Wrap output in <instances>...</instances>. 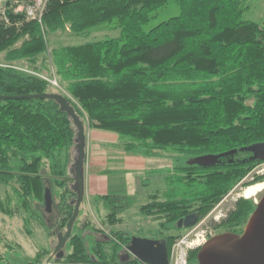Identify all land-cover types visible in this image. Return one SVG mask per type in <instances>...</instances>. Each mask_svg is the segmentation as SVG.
<instances>
[{
  "label": "trees",
  "instance_id": "trees-1",
  "mask_svg": "<svg viewBox=\"0 0 264 264\" xmlns=\"http://www.w3.org/2000/svg\"><path fill=\"white\" fill-rule=\"evenodd\" d=\"M167 2L49 0L42 25L8 15L9 24H0V96L60 95L84 128L115 135L126 154L168 162L150 169L162 177L164 199L150 196L138 213L157 223L153 234L166 236L169 255L184 232L179 221L190 213L201 219L238 184L263 179L244 183L264 162L249 161L246 151L264 143V23L242 19L245 0H175L180 15L144 33L151 14ZM113 22L119 38L48 46L52 35L84 36ZM42 76L54 78L60 90ZM231 152L221 157L232 158L231 164H190ZM76 158L77 129L56 101L0 100V214L21 217L27 233L35 226L58 240L77 198ZM245 203L230 214L238 224L255 210ZM115 215L105 217L110 226L121 222ZM126 236L103 233L79 210L63 257L53 261L145 264L120 260ZM197 252L189 254V263L196 264ZM51 254L40 248L21 259L0 236V264H44Z\"/></svg>",
  "mask_w": 264,
  "mask_h": 264
},
{
  "label": "rangeland",
  "instance_id": "rangeland-1",
  "mask_svg": "<svg viewBox=\"0 0 264 264\" xmlns=\"http://www.w3.org/2000/svg\"><path fill=\"white\" fill-rule=\"evenodd\" d=\"M245 5L247 6V10L243 13V20L257 24L264 23V0H245ZM179 15L180 8L175 0H168L165 7L151 14L150 21L142 27V31L147 33L159 24ZM120 35V29H118L115 22H113L111 24L95 27L84 36L71 37L67 35H52L49 37L48 46L52 49L60 46L82 45L88 42L119 38ZM0 64H4L2 56H0ZM54 89L60 90L59 85L58 87H54ZM88 130L86 126L85 132ZM74 155L76 154L74 153ZM168 165V162L164 160H150L147 173H139L136 178H133L132 175V178L129 177V180L124 179L125 177H117L115 173H110V183L112 184V190L109 194L111 196L110 199L108 201L96 199L90 201L89 206H85V203L82 202L80 205L81 215L87 214L96 228L106 234L114 231H123L125 234L136 236L141 239H157L153 234L157 228V223L140 215L138 213V208L140 205L147 203L149 197L152 195H159L161 199H164V184L162 177L158 173L150 172V169L156 167L163 168ZM121 178L122 182L119 183ZM256 179L261 180L257 183H253L254 185L264 184V162L258 164L255 169L249 173L244 183L253 182ZM253 184L248 185L247 188L253 186ZM2 192L3 189L0 190V196H2ZM242 192L243 188L240 186L231 191L230 194L217 205L211 217L207 222L205 221L206 224L210 221L214 222V217L225 215L228 210H231L234 200H236L237 196L242 194ZM258 201L259 200L256 202L258 203ZM51 212L52 206L48 214L50 215ZM112 212L116 213L115 217L120 219L121 222L110 226L106 222L105 217ZM83 219L84 217L80 218V220ZM31 230V233L26 232L21 217H7L0 214V236L3 237L4 242L16 246V251L20 254L21 259L27 260L34 256L40 248H43L52 251V254L46 257L45 262L49 261L54 263L53 260L56 258L54 249L58 244L57 238H51L44 229L39 227L33 226ZM184 234L185 232H182L181 235ZM1 251L6 252L7 248H2ZM194 251L196 250L192 252Z\"/></svg>",
  "mask_w": 264,
  "mask_h": 264
},
{
  "label": "water",
  "instance_id": "water-1",
  "mask_svg": "<svg viewBox=\"0 0 264 264\" xmlns=\"http://www.w3.org/2000/svg\"><path fill=\"white\" fill-rule=\"evenodd\" d=\"M3 99H48L60 105V109L71 117L77 129V158L75 165L74 181L76 184L77 198L73 213L66 225L64 234L58 236V244L54 249L57 259L63 256L62 248L69 240L73 224L75 223L80 205L83 200V166L85 161L86 135L82 121L75 115L62 96L57 94H41L19 97H1ZM251 153L249 161H264V143L246 149ZM235 152L224 155H206L193 159L190 164L202 168H211L220 164L222 156L233 155ZM52 201L49 191L45 192V209L51 211ZM194 224V216H187L178 224L179 228L187 229ZM129 251L145 264H168V254L165 240H149L133 237ZM196 264H264V195L256 205L255 210L248 219L241 235L223 233L210 238L196 255Z\"/></svg>",
  "mask_w": 264,
  "mask_h": 264
},
{
  "label": "crops",
  "instance_id": "crops-1",
  "mask_svg": "<svg viewBox=\"0 0 264 264\" xmlns=\"http://www.w3.org/2000/svg\"><path fill=\"white\" fill-rule=\"evenodd\" d=\"M85 135L82 200L85 206H89V202L96 199L108 201L105 198L110 196L112 190L110 173L129 180L132 175L136 178L139 173L148 170L150 160L123 152L118 147L115 135L94 129L88 130ZM121 182L122 178L119 183Z\"/></svg>",
  "mask_w": 264,
  "mask_h": 264
},
{
  "label": "built area",
  "instance_id": "built-area-1",
  "mask_svg": "<svg viewBox=\"0 0 264 264\" xmlns=\"http://www.w3.org/2000/svg\"><path fill=\"white\" fill-rule=\"evenodd\" d=\"M48 2L49 0H0V24L5 26L9 24L8 15H21L25 21H34L42 25ZM41 78L48 81L52 87H58L54 78L47 79L43 76ZM202 240L193 230H187L172 245L168 257V264H190L188 262V254L196 250L201 245V242L204 241ZM44 264L56 263L47 261Z\"/></svg>",
  "mask_w": 264,
  "mask_h": 264
},
{
  "label": "flooded vegetation",
  "instance_id": "flooded-vegetation-1",
  "mask_svg": "<svg viewBox=\"0 0 264 264\" xmlns=\"http://www.w3.org/2000/svg\"><path fill=\"white\" fill-rule=\"evenodd\" d=\"M233 161L234 160L232 158H220V165L231 164ZM238 186L243 188V191L247 188V186H244L242 184H238L231 191L235 190ZM230 192L228 194H230ZM263 195H264V191L261 192L260 194H258L253 199H246V198H244V195H243V192H242V194L238 195L237 199L234 200V204H233V207L231 208V210H228L225 213V215H220L218 217H214L213 218L214 222L210 221V222H208L206 224L207 220L211 217V215H212L213 211L215 210V208L217 207V205L226 198V196H225L205 217H203L201 219H199L196 216V214H194V213L188 214L187 216H194V224L191 227H189L187 229H182V228H179V227L178 228L184 230V232H186L187 230H193L196 235L198 234V236H200L204 240V241L202 240L203 242H201V245L196 249V251H198L199 248L202 247L210 238H212V237H214L216 235L223 234V233H234V234L241 235V233L243 232V230H244V228L246 226V223H247V221H248V219L250 218L251 215L249 216V218L246 220L245 223L238 224L237 221H235V220H233L231 218L232 216H230V214L236 212L237 209H239V208L241 210L247 208L248 204L245 203L246 201H250L253 205L256 206L258 204L256 201L260 200ZM179 222H178V224H179ZM126 235L129 237V241L127 242V244L125 246H121L122 250L119 253V258H120V260L122 262H125V261H127L129 259H132V258L137 259L129 251V247L131 245L132 238L133 237L138 238V237L131 236V235H128V234H126ZM154 236L157 237V239H152V240H155V241L164 240L165 237H166L165 235L159 237L157 234H154ZM165 246H166V242H165Z\"/></svg>",
  "mask_w": 264,
  "mask_h": 264
},
{
  "label": "bare ground",
  "instance_id": "bare-ground-1",
  "mask_svg": "<svg viewBox=\"0 0 264 264\" xmlns=\"http://www.w3.org/2000/svg\"><path fill=\"white\" fill-rule=\"evenodd\" d=\"M263 191H264L263 183L255 184V185L253 184V186H250L243 191V195H244V198L251 199V198L256 197L258 194H260Z\"/></svg>",
  "mask_w": 264,
  "mask_h": 264
}]
</instances>
